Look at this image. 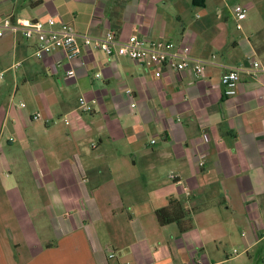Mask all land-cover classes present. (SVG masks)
Listing matches in <instances>:
<instances>
[{"label":"crops","instance_id":"1","mask_svg":"<svg viewBox=\"0 0 264 264\" xmlns=\"http://www.w3.org/2000/svg\"><path fill=\"white\" fill-rule=\"evenodd\" d=\"M4 17L216 57L201 76L156 77L101 51L68 63L0 38V264H264V79L250 72L264 65V0H0ZM220 65L241 70L232 97ZM170 199L189 229L157 223Z\"/></svg>","mask_w":264,"mask_h":264},{"label":"built area","instance_id":"2","mask_svg":"<svg viewBox=\"0 0 264 264\" xmlns=\"http://www.w3.org/2000/svg\"><path fill=\"white\" fill-rule=\"evenodd\" d=\"M232 15L236 21V28L241 29L240 22L246 17V8L242 5H234ZM6 34H21L24 39H34L35 49L33 55L41 58L43 55L62 51L66 61L71 63L84 50L101 51L110 58H126L137 64L153 66L157 70L155 76L161 75V70H169L175 73L190 71L195 76L203 75L206 66L214 64L215 55L211 59H202L191 54V47L186 43H176L167 40H150L131 36L122 41L117 38L112 30H108L103 36H94L89 33H78L70 25L57 22L54 17H48L45 21L12 19L4 17L0 19V38ZM223 69L220 83L226 97H232L237 92L239 83V68L220 65ZM250 72L254 76L264 79V65L258 61H251ZM68 78L75 77L73 69L65 72ZM99 77V74L95 75ZM129 93V91H127ZM135 105L132 104L131 107ZM78 109L84 113L92 111L91 105L84 99L78 100ZM40 114L33 115V119H39ZM68 123L67 120L65 121ZM153 142V141H152ZM154 143V142H153ZM201 166L202 163H199ZM173 177V175H171ZM263 238V237H261ZM238 251L233 250L232 255L237 256ZM112 258L113 255H110ZM188 264H205L202 261ZM215 264V263H206Z\"/></svg>","mask_w":264,"mask_h":264},{"label":"trees","instance_id":"3","mask_svg":"<svg viewBox=\"0 0 264 264\" xmlns=\"http://www.w3.org/2000/svg\"><path fill=\"white\" fill-rule=\"evenodd\" d=\"M155 217L157 223L161 226L176 222L182 232L191 227L189 213L175 199H170L167 206L156 210ZM185 217L188 219L184 220Z\"/></svg>","mask_w":264,"mask_h":264},{"label":"rangeland","instance_id":"4","mask_svg":"<svg viewBox=\"0 0 264 264\" xmlns=\"http://www.w3.org/2000/svg\"><path fill=\"white\" fill-rule=\"evenodd\" d=\"M10 175H8V178H4V181H7L6 183H4L6 186L9 185L11 183V180H14L15 177H9Z\"/></svg>","mask_w":264,"mask_h":264}]
</instances>
